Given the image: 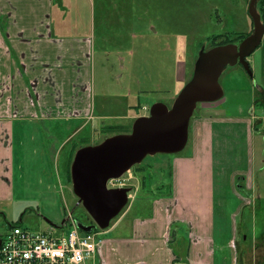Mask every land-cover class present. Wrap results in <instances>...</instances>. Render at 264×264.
Segmentation results:
<instances>
[{"label":"rangeland","instance_id":"374dc122","mask_svg":"<svg viewBox=\"0 0 264 264\" xmlns=\"http://www.w3.org/2000/svg\"><path fill=\"white\" fill-rule=\"evenodd\" d=\"M249 3L250 0H0V11L6 12L0 17L2 28L7 23L8 11L19 8L24 21L31 17L34 20L40 13L48 16L53 36L89 39L90 49L85 46V55H90L88 82L91 85L90 97L84 95L83 109L88 114L84 110V116L78 119L65 114L63 106L67 103L54 95L56 89L49 82L40 88L45 89L41 93L45 97L42 106L32 83L28 86L33 99L22 94L15 80L14 87L3 85L8 79L1 81L0 115L10 113L6 120L13 160L9 196L0 197V236L4 237L17 223L34 231L61 235L71 228L68 218L71 212L74 218L89 222L91 216L78 204L73 183L68 178L66 164L71 147L81 145L83 140L99 143L116 134L110 130L104 132L111 127L122 126L131 131L135 120L148 115L154 103L162 102L170 107L191 79L202 47L211 48L214 35L228 34L235 38L253 32ZM234 72L238 74L236 79L232 77ZM221 82H226V91L232 85L244 90L257 85L256 78L250 77L240 64L228 66ZM245 92L241 101L249 104L250 95ZM211 103L198 104L189 136L194 119ZM227 108V112L234 110L229 104ZM4 136H0L2 141ZM260 140L255 150L254 178L259 189L264 190V170H261L264 148ZM190 147L191 140L179 154L145 158L142 164L153 165L149 175H161L153 187L152 182L147 183L148 188L140 185L141 174L134 168L131 169L133 177L125 174L127 184L134 187L130 192L134 200L130 199L108 228L97 229L101 232L99 237L109 239L130 233V222L138 210L134 201L145 198L148 192L151 199L160 195L161 178L166 179L169 170V164L165 167L164 161L171 162L176 156L189 153ZM161 162L164 163L160 165ZM243 194L247 193L243 191ZM238 221L242 230L239 239L242 233L248 238L263 237L264 197L253 201ZM179 236L184 237L182 232ZM177 244L181 246L183 240L173 245ZM86 263L93 264L90 259Z\"/></svg>","mask_w":264,"mask_h":264},{"label":"crops","instance_id":"0c3cea01","mask_svg":"<svg viewBox=\"0 0 264 264\" xmlns=\"http://www.w3.org/2000/svg\"><path fill=\"white\" fill-rule=\"evenodd\" d=\"M19 11V8L9 10L6 27H0V83L8 79L3 85L14 87L15 80L22 94L33 99L28 86L32 83L42 106L45 97L42 98L41 93L45 89L40 88L50 83L56 89L54 95H59L62 103H67L63 106L65 114L82 118L84 95L90 97L91 91L88 82L90 55L87 52L85 55V46L90 49V40L54 37L48 16L40 13L36 19L31 17L24 21ZM4 13L1 10L0 17ZM248 60L253 69V78H256L264 97V39ZM235 73L232 77L236 79L238 74ZM47 78L51 82L48 83ZM86 83L87 89L84 90L82 87ZM221 83L227 96L224 94L222 99L209 104L194 119L189 136V153L176 156L171 161L172 173H168L166 179L161 178L160 195L151 199L148 192L145 198L134 201L133 205L138 206V210L130 222V233L103 238L97 252L88 258L93 264L261 262L263 256L255 255V236L248 238L249 243L246 242L241 258L235 244L239 239L238 218L243 216L246 208L252 206L253 201L264 197V190L259 189L254 178L258 138H261L264 148V108L256 105L255 85L253 89L248 86L246 90L232 85L226 91V82ZM244 91L250 95L249 104L241 101ZM228 104L234 109L233 112L226 111ZM85 113L88 114L87 110ZM5 114L4 117L0 115V136L5 135L4 141L0 139V197L9 196L12 177L13 151L9 121L6 120L10 113ZM4 126L5 129H2ZM164 162L160 165L167 167L169 162ZM261 170H264V164ZM160 177L152 176L153 179L147 183L152 182L153 187ZM243 191L247 194L244 195ZM131 198L134 200L133 195ZM143 207H148V210H142ZM179 232L184 237H180ZM178 240H183V244L173 245Z\"/></svg>","mask_w":264,"mask_h":264},{"label":"water","instance_id":"95a60500","mask_svg":"<svg viewBox=\"0 0 264 264\" xmlns=\"http://www.w3.org/2000/svg\"><path fill=\"white\" fill-rule=\"evenodd\" d=\"M258 1L250 0L249 3L253 32L239 43L230 42L210 49L202 47L191 79L170 107L162 102L154 103L148 115L135 120L130 132L117 133L77 149L71 164L73 191L78 204H82L95 222L86 224L78 220L81 230L108 228L128 205L133 187H109L110 179L121 178L147 156L177 154L185 149L198 104L224 97L221 76L228 66L240 63L248 75L254 77L248 57L264 39Z\"/></svg>","mask_w":264,"mask_h":264},{"label":"built area","instance_id":"2783aa9c","mask_svg":"<svg viewBox=\"0 0 264 264\" xmlns=\"http://www.w3.org/2000/svg\"><path fill=\"white\" fill-rule=\"evenodd\" d=\"M128 173L133 177L131 171ZM127 185L124 176L108 182L109 187ZM68 218L71 228L58 236L51 231L11 226L7 234L0 238V264H86V260L103 243L99 237L101 232L97 230L100 228L83 231L72 212Z\"/></svg>","mask_w":264,"mask_h":264},{"label":"trees","instance_id":"16d2710c","mask_svg":"<svg viewBox=\"0 0 264 264\" xmlns=\"http://www.w3.org/2000/svg\"><path fill=\"white\" fill-rule=\"evenodd\" d=\"M257 7L262 15V20L264 22V0H259L258 3H257ZM249 35V34H247ZM246 34H239L237 35L235 38H231V36H229L228 34H217V35H214L211 39V47L213 46H216V45H221V44H227V43H230V42H235V40H239V41H242L246 36ZM240 64V63H238ZM242 67L243 65L240 64ZM244 68V67H243ZM224 73V72H223ZM223 75V74H222ZM256 86V93H257V98H256V105L259 106V107H262L264 108V97L262 95V93L260 92V88L258 85H255ZM108 130H110L111 132H114V133H122V132H130L129 129H126L125 127H122V126H119V127H111V128H108L106 129V131L104 132H107ZM90 144L89 140H83V143H81V145H77V144H74L72 147H71V150L69 152V158H68V161H67V173H68V178L70 181H72V178H71V163L73 161V158H74V155L77 151L78 148H80L81 146H85V145H88ZM179 154V153H177ZM171 162H169L170 164ZM152 166L151 164H137L135 165L133 168L135 169V171L137 173H140L141 174V184H143L144 186L146 185L147 186V182L148 180H150L151 176L149 174V170L152 169ZM172 166L171 164L169 165V170H168V173L171 174L172 173V170H171ZM145 190H149V191H152V189H145ZM86 211V210H85ZM88 216H90L88 214V212H86ZM79 220V219H77ZM81 221V220H79ZM81 222H84V223H94L93 222V219L91 217L90 221L89 222H85L84 221H81ZM12 226H21L20 223H17V224H14ZM1 238V236H0Z\"/></svg>","mask_w":264,"mask_h":264},{"label":"flooded vegetation","instance_id":"af4514ba","mask_svg":"<svg viewBox=\"0 0 264 264\" xmlns=\"http://www.w3.org/2000/svg\"><path fill=\"white\" fill-rule=\"evenodd\" d=\"M46 80H48V82H51V80L49 78H47ZM82 89H87V83L85 85H83ZM242 230L239 229V226L237 228V234L239 235V233ZM248 237L246 234L242 233V237L236 241L235 247H237V251L239 252V258L242 257L243 253H241L244 250V246L245 244H247L246 242H248ZM249 243V242H248ZM253 246H254V250H255V255L260 257L263 256L261 258V262H258L259 264H264V236L263 237H255L253 240ZM259 259V258H258Z\"/></svg>","mask_w":264,"mask_h":264}]
</instances>
